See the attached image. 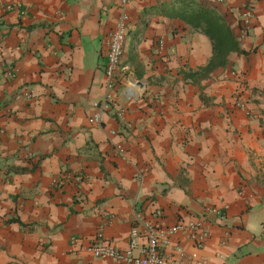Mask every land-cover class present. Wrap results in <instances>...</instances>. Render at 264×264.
Returning <instances> with one entry per match:
<instances>
[{"label": "crops", "instance_id": "obj_1", "mask_svg": "<svg viewBox=\"0 0 264 264\" xmlns=\"http://www.w3.org/2000/svg\"><path fill=\"white\" fill-rule=\"evenodd\" d=\"M119 2L0 0V264H116L85 248L124 250L140 221L197 218L209 237H172L196 254L178 264H264V0ZM194 5L221 17L246 54L192 82L183 74L211 56L210 40L177 17ZM121 12L120 67L143 84L132 100L104 87Z\"/></svg>", "mask_w": 264, "mask_h": 264}, {"label": "built area", "instance_id": "obj_2", "mask_svg": "<svg viewBox=\"0 0 264 264\" xmlns=\"http://www.w3.org/2000/svg\"><path fill=\"white\" fill-rule=\"evenodd\" d=\"M128 2L129 0H120L119 7L122 11L126 8ZM127 20V15L121 12L116 29L107 35L104 87L110 95L121 85L125 97L132 100L136 97L135 89L139 87L141 89L143 84L125 82L126 68L120 67V57L122 55ZM248 20L249 14H246L241 19L242 29L247 25ZM157 47L159 50L161 49L162 41L157 42ZM12 76L10 74V77ZM26 97L28 96L26 95ZM108 99L106 97L103 100L92 103V107L97 113L88 119L89 123L98 124L101 122V113L107 109ZM232 103L235 107H241L237 97L233 98ZM210 212L219 214V211L215 209H210ZM177 235H183L189 242L195 246H199L209 237V232L203 220L200 218L190 219L188 221H177L175 224L163 227L140 221L137 227L130 229L126 249L118 250L108 243L100 242L88 245L85 248V253L93 258L111 259L116 264H178V260H196L195 253L186 255L180 247L172 246L171 238ZM139 238L144 243L139 247L138 254L135 255L133 251L138 247L137 241ZM162 249H171L173 255L177 257V261L164 256L161 252Z\"/></svg>", "mask_w": 264, "mask_h": 264}, {"label": "trees", "instance_id": "obj_3", "mask_svg": "<svg viewBox=\"0 0 264 264\" xmlns=\"http://www.w3.org/2000/svg\"><path fill=\"white\" fill-rule=\"evenodd\" d=\"M177 17L184 24L205 35L211 42V56L207 64L193 72L184 73L185 79L192 82L206 79L214 70L225 67L229 53L246 54L239 49L238 42L226 23L212 10L194 5L188 8L187 13L180 12Z\"/></svg>", "mask_w": 264, "mask_h": 264}]
</instances>
